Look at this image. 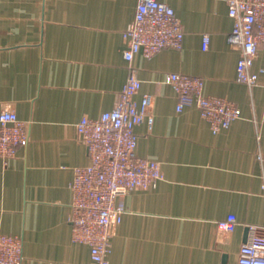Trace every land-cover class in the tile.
<instances>
[{
	"label": "crops",
	"instance_id": "crops-1",
	"mask_svg": "<svg viewBox=\"0 0 264 264\" xmlns=\"http://www.w3.org/2000/svg\"><path fill=\"white\" fill-rule=\"evenodd\" d=\"M138 1L0 0V112L29 122L28 144L0 157V232L23 237L24 264H92L69 221L74 169L90 162L76 125L112 109L133 70L134 98L151 95L153 116L135 128L136 151L163 176L120 197L110 264H237L248 225H264V72L252 86L237 80L226 0H161L182 23V47L129 62L124 31ZM261 68L264 50L252 70ZM173 72L202 77L203 92L233 101L241 117L214 133L196 106L178 111ZM229 214L237 224L224 233Z\"/></svg>",
	"mask_w": 264,
	"mask_h": 264
},
{
	"label": "built area",
	"instance_id": "built-area-1",
	"mask_svg": "<svg viewBox=\"0 0 264 264\" xmlns=\"http://www.w3.org/2000/svg\"><path fill=\"white\" fill-rule=\"evenodd\" d=\"M233 19L230 41L240 49L237 80L249 85L258 81L252 70L254 61L264 50V0H226ZM127 46L124 57L131 62L136 53L152 58L165 47L181 48L184 29L175 9L161 0H139L135 17L124 31ZM210 43L204 34L203 48ZM166 82L178 94L176 109L196 106L214 133L228 128L242 111L233 101L203 92L204 79L185 73H168ZM141 80L133 70L116 105L97 118L83 117L77 123L81 141L87 146L89 164L74 169L70 183L73 192L69 221L73 240L88 244L92 264H110L113 226L122 221L125 207L120 197L132 189H148L162 178L160 164L139 156L136 151L137 125L153 122L152 96L135 94ZM29 122L13 110L0 112V157L12 159L20 146L29 142ZM264 193V184H263ZM237 224L234 214L218 222L224 233ZM249 237L239 250L237 264H264V225L249 224ZM24 239L18 234L0 232V264H24Z\"/></svg>",
	"mask_w": 264,
	"mask_h": 264
}]
</instances>
